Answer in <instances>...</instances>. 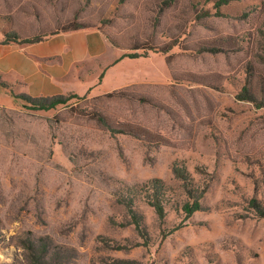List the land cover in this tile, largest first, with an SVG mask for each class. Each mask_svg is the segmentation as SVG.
I'll use <instances>...</instances> for the list:
<instances>
[{
    "label": "rangeland",
    "instance_id": "rangeland-1",
    "mask_svg": "<svg viewBox=\"0 0 264 264\" xmlns=\"http://www.w3.org/2000/svg\"><path fill=\"white\" fill-rule=\"evenodd\" d=\"M217 1L0 0V45L81 26L139 56L47 111L0 75V264H264V0Z\"/></svg>",
    "mask_w": 264,
    "mask_h": 264
},
{
    "label": "crops",
    "instance_id": "crops-1",
    "mask_svg": "<svg viewBox=\"0 0 264 264\" xmlns=\"http://www.w3.org/2000/svg\"><path fill=\"white\" fill-rule=\"evenodd\" d=\"M122 55L99 30L58 32L37 43L0 45V75L19 79L23 92L32 97L80 93L75 85L83 88L81 93L94 92L95 83H86L91 69L97 71L99 84L108 72L129 63ZM81 67L86 71L76 70ZM127 80L122 76L117 83Z\"/></svg>",
    "mask_w": 264,
    "mask_h": 264
},
{
    "label": "trees",
    "instance_id": "trees-1",
    "mask_svg": "<svg viewBox=\"0 0 264 264\" xmlns=\"http://www.w3.org/2000/svg\"><path fill=\"white\" fill-rule=\"evenodd\" d=\"M228 1L229 0H218L215 3V7H219L221 5H224ZM82 29H86V28H83L81 26H77V27H74L72 29L60 30L59 32L78 31V30H82ZM27 43H30V42H27ZM164 51H167V50H164ZM122 57H127V58L133 59V58H138L139 56H136V55H131V56L130 55H122ZM71 96L74 97V98L77 97L76 95H71ZM27 99L31 100V98H28V97H27ZM32 102H33L32 103V107H33L32 109H34V110H45V111L53 109L57 105L64 103V101L62 100V96L61 95L53 96V97H50L49 99L39 98L38 100H33ZM152 183L154 184L155 192L158 191L159 187L156 186L157 183H159L158 180H155V182L153 181ZM189 195H192V194L189 192ZM192 198H193V202L191 204L186 203L182 207L183 211L187 215H190V214L200 210V203H199L200 196H192ZM146 199H147L146 201H147L148 205L151 208H153V210L156 213L157 217L160 220H162L164 218L165 212H164V208H163V204H162L161 199L158 198V197H155V196H150L149 198H146ZM126 206L128 208V214L130 216V223H132L137 230H140L141 229V224H140L141 220H140V217L136 214V212L132 208V203H128ZM250 207L256 213H258V215L260 217H264V210H262L260 208V205L254 199H252L250 201ZM32 264H47V262L45 261L44 258L35 256V258L32 261ZM121 264H140V263H137L135 261L127 260V261H123Z\"/></svg>",
    "mask_w": 264,
    "mask_h": 264
}]
</instances>
